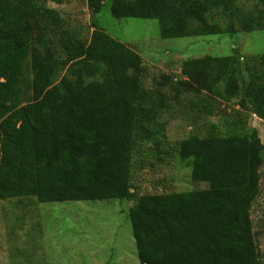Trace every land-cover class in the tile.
<instances>
[{
	"label": "trees",
	"instance_id": "16d2710c",
	"mask_svg": "<svg viewBox=\"0 0 264 264\" xmlns=\"http://www.w3.org/2000/svg\"><path fill=\"white\" fill-rule=\"evenodd\" d=\"M48 1L64 0H0V199L129 200L140 264H261L250 210L264 142L255 127L237 129L250 114L264 120V52L245 63L235 54L186 58L179 76L147 87L133 47L98 21L86 39ZM256 1L259 10L236 0L108 3L115 17L154 18L161 37H182L261 29L264 0ZM181 101L195 119L224 117L233 104V131L210 122L174 145L190 179L207 187L140 194L131 181L136 143L159 144Z\"/></svg>",
	"mask_w": 264,
	"mask_h": 264
},
{
	"label": "rangeland",
	"instance_id": "374dc122",
	"mask_svg": "<svg viewBox=\"0 0 264 264\" xmlns=\"http://www.w3.org/2000/svg\"><path fill=\"white\" fill-rule=\"evenodd\" d=\"M236 2L243 10L261 9L256 0ZM100 4L96 8L89 5V0L47 2L69 25L80 28L86 39L93 21H98L110 36L133 47L146 67L142 79L147 87L154 86L162 74L179 76L181 62L186 58L235 54L245 63L264 52V24L261 29L248 32L239 29L232 35L161 37L157 19L115 17L108 0H101ZM231 105H223L220 113L224 117L195 119V107L189 109L183 101L179 106L173 103L177 110L169 114L165 138L159 144L147 140L136 143L131 181L137 192L207 187L206 181L190 179L189 168L176 154L174 145L190 134L204 135L210 131V122L218 128L227 127V132L233 131L227 126L228 119L234 116ZM247 127H255L264 142L263 119L250 114L245 126L237 131ZM131 204L132 201L118 199L53 202H40L33 196L0 199V264H140L127 216ZM250 216L259 260L264 264V161L260 167L259 193Z\"/></svg>",
	"mask_w": 264,
	"mask_h": 264
}]
</instances>
